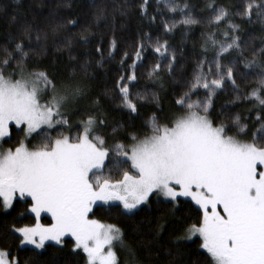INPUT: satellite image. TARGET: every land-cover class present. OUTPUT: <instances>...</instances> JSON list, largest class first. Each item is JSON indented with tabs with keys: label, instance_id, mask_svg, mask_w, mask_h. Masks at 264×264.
Listing matches in <instances>:
<instances>
[{
	"label": "snow or ice",
	"instance_id": "snow-or-ice-1",
	"mask_svg": "<svg viewBox=\"0 0 264 264\" xmlns=\"http://www.w3.org/2000/svg\"><path fill=\"white\" fill-rule=\"evenodd\" d=\"M56 6L71 4L60 0ZM149 6L150 0H140L138 8L150 24L161 18L162 9L178 14V19L172 16L171 23L161 24L165 34L177 25L201 23L192 0H156L158 15H149ZM128 7L125 0L113 11L125 15ZM88 8L95 24L107 19V4L92 0ZM206 11L209 30L202 33L191 77L176 79L184 67L182 59L190 53L173 48L166 36L149 32L140 37L128 66L131 71L125 70L127 74L119 76L111 91L112 102L130 121L145 104L160 108L156 91L145 86L143 92H133L136 71L146 67L145 54L150 52L154 63L147 68V77L163 89L161 72L166 71L179 85L175 104L180 115L161 122L154 110L145 122L144 137L129 133L128 144L117 136L120 126H113L112 144L106 146L101 126L107 124V116L99 98L92 99L82 113L87 118L79 122L80 133L75 138L65 135L71 130L69 110L81 114L78 105L91 99L87 87L74 77L58 81L47 70H28L33 58L46 54L49 41L75 60L74 48L91 42V24L53 12L45 17L43 27L25 19L8 33L0 43V142H10L5 138L14 131L23 138L14 148L0 146V213L31 214L35 223L19 227L17 219L6 226L5 238L17 241L20 248L31 246L32 255L39 256L49 242L62 248L65 237H70L71 251L82 252L85 264H118L115 247L124 246V233L115 224L91 219L94 207L105 205L103 210L133 219L142 206L151 208L153 200L165 207L170 202L174 211L184 198L196 206L189 211L197 218L177 238V245L180 239L198 236L210 264H264V33L244 37L242 24L235 21L240 17L251 24L255 16L264 25V0H241L240 6L207 0L201 9ZM257 39L259 47L254 43ZM109 49L114 58L115 39ZM195 51L193 46L192 54ZM96 52L100 67L104 53L100 46ZM127 59L125 52L122 69ZM82 69L88 72L87 62ZM249 81L256 84L250 91L242 87ZM225 94L230 99L216 112L215 100ZM242 102L256 109L250 142L244 138L249 135L247 118L230 107ZM53 129L59 134L53 136ZM34 134L42 139L30 148ZM110 152L112 159L106 163ZM113 169L122 175L113 179ZM16 201L23 203L16 207ZM42 213L51 217L48 226L40 223ZM162 230L163 225L158 226L155 237ZM129 251L134 250L129 247ZM10 255L0 250V264H19Z\"/></svg>",
	"mask_w": 264,
	"mask_h": 264
},
{
	"label": "trees",
	"instance_id": "trees-1",
	"mask_svg": "<svg viewBox=\"0 0 264 264\" xmlns=\"http://www.w3.org/2000/svg\"><path fill=\"white\" fill-rule=\"evenodd\" d=\"M65 3L71 4V7H57L60 0H43V6L40 7L41 0H0V43L7 37L9 32H15L16 28L25 19L34 25L44 26V19L50 13L55 12L58 16H73L78 17L81 22H88L92 25L93 35L90 37L91 42L86 47H76L73 54L75 60L69 59L67 51H57L56 46L49 41V47L46 54L33 58L28 64V70L33 68L38 70H47L50 75L56 76L58 81L75 78L87 87L89 97L81 105H78V110L81 114L69 110L68 117L70 120V131H65V135L72 136L75 132L81 131L80 121L86 119L83 115L85 109L91 105L92 99L99 98L101 105L107 116V124L101 126V132L107 140V145L110 146L113 141L111 128L120 126V131L117 134L118 138L125 144L129 143V133L138 135L143 138L147 129L145 122L155 110L161 122H167L173 116L180 115L177 111L175 100L179 85L175 84L166 71L161 72L164 80V88L160 89L157 84L147 77V68L154 61L151 59L152 54L146 53V67L138 68L136 71L137 81L133 92H143L145 86L150 91H156L161 98V105L156 109L153 104H145L140 108L138 115L129 120V117L123 114L122 110L117 107V104L112 102L111 91L114 89L116 81L120 75H125L130 72L128 67L132 64L134 52L137 43L141 36L145 33H151L154 37L157 35L168 39L169 44L177 49H183L185 53H190L187 59H182L184 67L176 73V79L180 80L183 77H191V70L194 67L196 54L200 51L202 43V33H206L209 28L206 23L207 11L201 12V9L207 0H192L198 7L195 10V15L201 19V23L192 26L177 25V28L171 34H165L161 30V24L164 20H168L172 16L178 14L167 12L162 9L163 15L154 24H150L148 20L142 19L138 5L140 0H127L130 7L127 8L126 14L121 15L120 11H113L118 5L123 6L125 0H96L98 3L107 4L106 20H101L97 25L93 21V10L88 8L92 0H64ZM219 3H227L235 6H240L241 0H218ZM156 0H150L149 15H158L155 7ZM131 5H135L132 7ZM123 10V8H121ZM210 11V10H209ZM16 17V21L12 22V17ZM237 23L242 24L244 29L240 34L247 37L252 34L260 37L264 33V25L253 17V23L242 22L240 17H235ZM115 39L117 42V50L113 53L114 58L108 55L110 42ZM59 42V41H58ZM255 46L259 47L260 40L257 39ZM100 46L104 53L102 66L98 67V62L101 61V56L96 52V47ZM193 46L195 53L192 54ZM128 54V59L125 61L123 69L121 67V58L124 53ZM178 59L180 57L178 56ZM87 62L88 72L83 71L82 66ZM127 70V72L125 71ZM245 90L250 91L256 87L254 81H249L242 85ZM109 95L106 96L105 93ZM230 99L228 94L221 95L215 100L216 112H219L220 106L225 104ZM235 111L242 113L249 123V135L244 137L246 140L251 139L252 122L256 118V109L248 102L231 105ZM215 115V113H214ZM231 127V125H229ZM14 128V126H10ZM60 127V126H58ZM52 135H58L57 130H51ZM234 134V133H229ZM35 139H31L29 147L39 145L42 137L34 134ZM22 136L17 135L14 131L11 138H7L3 142L5 148H14L17 146L19 139ZM112 153L109 154L110 163ZM105 174H108L107 171ZM112 178L116 179L122 175V172L113 169L111 172ZM180 206L173 211L170 202L167 207L157 205L155 200L152 202L151 208L142 206L143 210L135 215L133 219H126L123 216L117 215L116 212H108L103 209L108 206L97 205L94 207V215L90 216L100 222L107 224H115L120 227L124 233V246L117 248L118 264H210L211 258L200 247L201 241L199 238H193L186 241L180 239L177 245V238L180 237L187 225L190 222H195L196 216L189 211V207L195 209L190 201L181 199ZM23 202L16 201V207H19ZM19 220L17 226H30L34 223L35 218L28 214L26 217H20L18 211L9 210L8 213H0V250L10 253L9 259L16 257L19 264H85L84 254L82 252L76 255L71 251L74 242L70 238H65L66 243L61 246L49 243L46 245V250L41 251L39 256H33L30 247L20 248L17 241L5 238L2 233L6 230V226L12 225L15 220ZM43 222L48 223L50 220L42 217ZM163 225V230L159 232V237H155L158 231V226ZM129 247L134 250L129 251Z\"/></svg>",
	"mask_w": 264,
	"mask_h": 264
},
{
	"label": "rangeland",
	"instance_id": "rangeland-1",
	"mask_svg": "<svg viewBox=\"0 0 264 264\" xmlns=\"http://www.w3.org/2000/svg\"><path fill=\"white\" fill-rule=\"evenodd\" d=\"M12 126H14V125H12ZM80 133V131L77 133V132H75L71 137L72 138H75L78 134ZM7 139V137L5 138V140ZM0 146H2V150H7L8 148H5L4 146H3V142H0ZM181 199H184V198H181ZM191 202V201H190ZM99 205V204H98ZM194 205V204H193ZM102 206H105V205H102ZM195 206V205H194ZM34 217V216H33ZM42 217H46V218H48L50 221L48 222V223H45V222H43L41 219H42ZM35 218V217H34ZM90 218L91 219H94V218H92L91 216H90ZM41 219H40V223L41 224H43V225H45V226H48L50 223H51V217L47 214V213H42L41 214ZM34 223H35V221H34ZM33 223V224H34ZM101 223H103V222H101ZM32 224V225H33ZM104 224H107V223H104ZM32 225H30V226H32ZM65 238H70V237H65ZM193 238H199L198 236H195V237H193ZM192 238V239H193ZM71 239V238H70ZM191 239V240H192ZM200 239V238H199ZM186 241H189V240H186ZM201 241V240H200ZM74 242V241H73ZM49 243H51V242H49ZM51 244H53V243H51ZM26 247H30L31 248V246H26ZM117 248H120V245H117L116 247H115V252H116V250H117ZM203 250V249H202ZM204 251V250H203ZM116 255H117V253H116ZM211 258V257H210ZM117 261H118V259H117Z\"/></svg>",
	"mask_w": 264,
	"mask_h": 264
}]
</instances>
